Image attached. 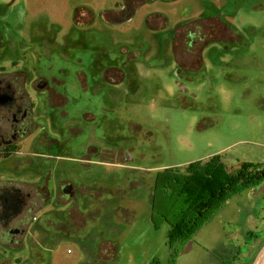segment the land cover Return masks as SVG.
<instances>
[{"label": "rangeland", "instance_id": "obj_1", "mask_svg": "<svg viewBox=\"0 0 264 264\" xmlns=\"http://www.w3.org/2000/svg\"><path fill=\"white\" fill-rule=\"evenodd\" d=\"M132 2L130 16L113 21L123 0H0V42L9 43L19 69L24 57L35 66L30 79H51L64 92L66 106L49 98L64 105L70 133L77 130L60 135L59 156L47 158L51 180L72 183L73 198L60 200L55 185L34 207L23 245H0V264H165L168 226L150 223L153 175L183 174L212 158L227 174L264 165V0ZM206 17L228 26L206 22L204 30L223 39L202 41L196 23ZM177 29L187 65L173 50ZM86 146L104 153L86 163ZM18 158L0 161V172L22 164ZM33 163L20 177L40 181ZM91 188L104 193L92 200L83 194ZM163 200L165 214L176 217L180 204ZM263 263L264 181L234 196L176 261Z\"/></svg>", "mask_w": 264, "mask_h": 264}, {"label": "flooded vegetation", "instance_id": "obj_2", "mask_svg": "<svg viewBox=\"0 0 264 264\" xmlns=\"http://www.w3.org/2000/svg\"><path fill=\"white\" fill-rule=\"evenodd\" d=\"M132 1L134 0H123L124 9L127 12L123 10L124 13L119 14V18L111 16V19L119 21L123 14L127 17L130 16L136 6ZM221 23L226 26L224 22ZM210 29L215 31V28ZM42 55L44 56L43 53ZM13 57L14 54L9 43L0 42V161L6 160L14 163L16 158H24L22 164H16L12 171L1 170L0 172V245L16 250L23 245L31 220L35 219L33 216L34 207L38 201L42 203L49 201L55 185L58 186L60 200L68 201L73 198L74 186L72 183L60 179L51 180L52 160L49 162L47 158L56 160L59 156L58 147L62 142L58 138L60 135L68 133L73 136L76 135L77 130L70 133L73 130V125L68 126L67 122L72 119L66 118L67 112L64 105L59 104L60 102L57 103L55 98H49L51 94H54L60 99L58 101H62L66 106L68 99L64 92L55 91V88L52 87L54 81L51 79H44L43 76H35L30 79V73L35 71V66L29 68V59L24 57L23 62L27 66H22L19 69V61H15ZM47 58H51L50 54ZM56 82L61 84L58 80ZM78 84L80 90L89 91L84 81H78ZM62 111L64 114L61 115ZM77 121L84 125L87 135H90L89 124L82 119H77ZM42 148L43 152L41 153L39 151ZM99 152L104 153L101 149L87 147L82 154L88 155L89 159L86 163L90 164V156ZM33 160L36 162L33 163ZM79 162L83 163L82 160ZM31 163L35 166L40 181L37 176V181H30V177H28L29 179L20 177L18 170L27 168ZM99 163L107 164L104 161ZM44 169L48 170L46 171L48 172L47 177L42 174ZM83 194L93 200L90 190ZM38 212H42V210Z\"/></svg>", "mask_w": 264, "mask_h": 264}, {"label": "trees", "instance_id": "obj_3", "mask_svg": "<svg viewBox=\"0 0 264 264\" xmlns=\"http://www.w3.org/2000/svg\"><path fill=\"white\" fill-rule=\"evenodd\" d=\"M215 19L206 17L196 23L199 25L197 33L203 38L204 43L223 39L216 37V29L214 32L211 29H208V32L204 30L207 21H215L218 26H224L220 20ZM224 27L227 29L228 26ZM228 31L231 32L230 29ZM178 35L177 29L173 35L175 57L179 64L187 65L186 59L189 58L185 52L187 48L183 49L182 54L176 50ZM185 36L186 39L189 37L188 34ZM180 59H182L181 62ZM263 181L264 165H245L227 174L226 168L218 158H212L205 163L191 164L183 174L170 170L154 174L150 188V223L154 229H158L159 220L168 226L166 237L168 256L165 264H176L178 256L184 252L194 236L215 216L223 212L234 196L254 188ZM96 188L89 189L93 199L101 197L104 193L103 189ZM95 191L99 193L95 194ZM165 198H172L173 203L180 204L176 217L170 218L165 214L167 213L164 212L165 202H162ZM157 207L160 212L157 211ZM107 242L111 244V241Z\"/></svg>", "mask_w": 264, "mask_h": 264}, {"label": "crops", "instance_id": "obj_4", "mask_svg": "<svg viewBox=\"0 0 264 264\" xmlns=\"http://www.w3.org/2000/svg\"><path fill=\"white\" fill-rule=\"evenodd\" d=\"M228 206H229V203H228V205H227V207H226V209H225V210H227V209H228ZM225 210H224V211H225ZM224 211H223V212H224ZM219 215H220V214H219ZM219 215H217V216H219ZM214 218H216V216H215ZM214 218H213V220H214ZM207 225H208V224H207ZM207 225H206V226H207ZM204 227H205V226H204ZM204 227H203V228H204ZM222 230H223V226H222Z\"/></svg>", "mask_w": 264, "mask_h": 264}]
</instances>
